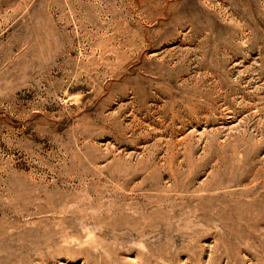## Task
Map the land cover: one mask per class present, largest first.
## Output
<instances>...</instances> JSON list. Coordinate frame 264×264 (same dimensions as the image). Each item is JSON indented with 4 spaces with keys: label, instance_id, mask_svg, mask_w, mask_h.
Listing matches in <instances>:
<instances>
[{
    "label": "rangeland",
    "instance_id": "rangeland-1",
    "mask_svg": "<svg viewBox=\"0 0 264 264\" xmlns=\"http://www.w3.org/2000/svg\"><path fill=\"white\" fill-rule=\"evenodd\" d=\"M0 264H264V0H0Z\"/></svg>",
    "mask_w": 264,
    "mask_h": 264
}]
</instances>
